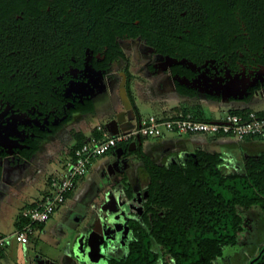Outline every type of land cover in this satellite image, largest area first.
<instances>
[{"label": "flooded vegetation", "instance_id": "1", "mask_svg": "<svg viewBox=\"0 0 264 264\" xmlns=\"http://www.w3.org/2000/svg\"><path fill=\"white\" fill-rule=\"evenodd\" d=\"M192 6L161 34L138 20L114 25L84 0H0V170L6 160L30 161L41 142L76 115L112 111L107 122L118 116L129 121L139 112L133 90L139 76L151 81L156 94L173 93L195 104L264 97V0H200ZM121 101L132 109L116 110ZM129 146L111 149L69 201L66 221L76 219L81 227L77 264H122L140 228L150 236L151 264H174L152 235L168 209L150 200L152 179L138 155L145 151L142 141ZM201 148L225 157L205 145L166 161L145 152L170 166L186 164ZM133 158L145 176L134 174ZM99 196H105L103 208L116 210L107 219L96 212L86 222L88 204ZM130 205L140 212L128 211ZM236 244L226 245L217 261L224 262ZM93 248L96 258L89 254Z\"/></svg>", "mask_w": 264, "mask_h": 264}, {"label": "trees", "instance_id": "2", "mask_svg": "<svg viewBox=\"0 0 264 264\" xmlns=\"http://www.w3.org/2000/svg\"><path fill=\"white\" fill-rule=\"evenodd\" d=\"M198 1L84 0L87 7L92 6L89 8L114 25L138 20L140 26L149 25L161 34L181 16V11L190 14ZM94 133L99 134L96 128ZM75 135L77 145L84 138L80 132ZM138 155L152 179L150 200L165 205L169 212L165 219L155 221L152 235L165 245L174 264H216L224 247L235 244L243 229L239 208L257 207L264 215V150L243 156L241 168L230 172L223 171L224 158L217 149H196L184 165L155 163L141 148ZM21 222L19 218L17 225ZM137 236L138 243L122 264L154 262L149 233L140 228ZM252 264H264V250Z\"/></svg>", "mask_w": 264, "mask_h": 264}, {"label": "rangeland", "instance_id": "3", "mask_svg": "<svg viewBox=\"0 0 264 264\" xmlns=\"http://www.w3.org/2000/svg\"><path fill=\"white\" fill-rule=\"evenodd\" d=\"M134 66H139L141 63L134 58ZM151 81L139 76L133 84V90L142 117H148L151 114L164 115V107H169L180 104V99L176 94L164 93L156 94L155 90L151 88ZM167 102V104H166ZM116 110L122 109L129 112L131 105L121 101L116 104ZM188 102L187 106L193 109H186L190 114L213 118L225 113L228 109H232L230 104H213L210 102H203L202 104ZM251 108H264V97L250 100L248 104ZM215 108H212L214 107ZM196 107V108H195ZM219 107V108H218ZM172 111V110H171ZM114 113L112 111L104 112L94 116L91 122L86 116L76 115L75 119L66 124L56 135L49 137L47 140L41 142L39 150L36 151L30 161L6 160L3 167L6 170L4 179L6 180V188L8 189L3 199L0 201V210L2 211L4 225L2 230L4 235L13 232L17 228V219L21 218L22 208L29 204L35 198L48 189V177L52 172L62 171L67 161V150L74 141V133L77 130L89 131L92 123L105 125ZM134 121L135 118H131ZM169 142L155 143L152 148L148 149L150 154H154L155 160H168L173 155L178 156L184 150H195L196 146L203 142L199 140H191L190 138L206 139L205 135H190L188 133L180 132H166ZM178 139V140H177ZM190 139V140H189ZM232 142H220L218 145L223 150L222 154L225 156L221 164L223 171L230 172L239 170L241 168V159L245 155L255 154L264 149V138L256 137L255 141L259 145L241 143L235 138L226 139ZM155 136L145 137V143H154ZM217 143V142H216ZM208 144V143H206ZM213 144V143H212ZM215 144V143H214ZM108 153L98 157L92 162L91 168L87 171L83 178H81L77 185L76 193L82 189L83 183L90 179L93 169L102 164L106 159ZM134 163V174L137 176H145V171L142 169L141 162L138 158L132 159ZM10 163V165L8 164ZM1 171V170H0ZM81 188V189H80ZM100 198V196H99ZM96 198L89 202L86 222L93 219L96 212L107 217L109 213L116 210L114 208H103L101 202L105 201L103 198ZM63 205L59 206L53 215L43 224L36 225L34 233L31 235L29 243L23 245V251L17 249L16 244L19 242L11 237L7 242L9 246L5 250L3 258L0 260L1 264H61L64 259L74 257L73 250L67 251V245L78 240L77 234L81 233L80 225L75 224L76 219L67 220L61 218ZM129 210H137L140 212V207L127 206ZM240 214L243 216V229L238 232L237 244L227 250V255L224 262L217 261V264H248L251 257L256 254L258 249L264 243V215L257 207H250L247 209L239 208ZM77 231V232H76ZM3 235V234H2ZM11 244V245H10ZM21 245V244H19ZM18 245V247H19ZM76 259V258H75Z\"/></svg>", "mask_w": 264, "mask_h": 264}, {"label": "built area", "instance_id": "4", "mask_svg": "<svg viewBox=\"0 0 264 264\" xmlns=\"http://www.w3.org/2000/svg\"><path fill=\"white\" fill-rule=\"evenodd\" d=\"M98 135H90L67 151V161L62 171L52 172L48 177V189L21 210V224L8 235L0 236V247L14 237L20 244L31 240L36 225L45 223L65 202L78 181L87 173L92 162L108 153L118 144L129 143L138 137H159L167 131L203 134L210 138L219 136L244 140L246 137H264V109H228L225 113L202 118L190 113L151 114L119 125L111 132L106 124L96 125Z\"/></svg>", "mask_w": 264, "mask_h": 264}, {"label": "crops", "instance_id": "5", "mask_svg": "<svg viewBox=\"0 0 264 264\" xmlns=\"http://www.w3.org/2000/svg\"><path fill=\"white\" fill-rule=\"evenodd\" d=\"M255 99H258V97H254V98H252L251 100H255ZM249 101L250 100H245V101H242V102H236V103H213V104H219V105H223V104H230V106H232V110L234 109H240V108H243V109H245V110H247V109H254V108H251L248 104H249ZM181 103H183V106L182 107H180V106H178L177 104L176 105H174V106H172L171 108H170V110L168 109L169 107H164V111L166 112V114H172V113H178V112H183V113H189L186 109H193V107H189V106H187V104H188V102H184V101H180V104ZM166 104H167V102H166ZM200 104H202V103H200ZM137 106H138V104H137ZM197 106H199L198 104L196 105V107ZM195 107V108H196ZM212 108H215V106L214 107H212ZM219 108V107H218ZM260 109H264V108H257V109H255V110H260ZM138 110H139V108H138ZM172 110V111H171ZM101 115V114H100ZM165 115V114H164ZM141 116V114H140V110H139V112H138V114L136 115V116H133L135 119H137V118H139ZM196 116V115H195ZM133 117H130V119H129V121L130 122H133V121H131L132 119L131 118H133ZM199 117V116H198ZM93 118L94 117H88V119H90L91 120V122L93 121ZM116 118V117H115ZM202 118H204V117H202ZM129 121H127V122H129ZM135 121V120H134ZM96 125H98V123H92V127H91V129L89 130V131H82V130H77V132H80V133H82L83 134V138H86V137H88V136H90V135H96L94 132H95V128H96ZM96 131H97V129H96ZM98 132V131H97ZM76 133V132H75ZM75 133H74V141H73V144H71V146H70V148L68 149V150H70L73 146H75V143H77V138H76V135H75ZM190 135H203V134H190ZM205 137H206V139L204 138V139H200V138H190L191 140H194V139H196V140H199V141H201V142H203L202 144H200V145H205V146H208V147H210V148H219L222 152H223V150L220 148V146L218 145L220 142H232V141H228V140H226V139H230V138H233V137H228V136H219V137H215V138H210V137H208V136H206L205 135ZM262 138H264V137H262ZM189 139V140H190ZM236 139V138H235ZM255 139H256V137H246L244 140H238V139H236V141H240L241 143H248V144H255V145H258L257 143H256V141H255ZM178 140V139H177ZM131 141H133V140H131ZM130 141V142H131ZM158 141H160V142H169V141H176V140H170L169 138H167V136H166V133H164L162 136H159V137H156V141L154 142V143H149V144H146L145 143V137L144 138H142V146H143V149L147 152V153H149L148 152V149L149 148H152V147H154L155 145V143H158L159 144V142ZM129 142V143H130ZM217 142V143H216ZM129 143H127V144H129ZM206 143H208V144H206ZM213 143V144H212ZM215 143V144H214ZM154 145V146H153ZM259 146V145H258ZM196 147H198V146H196ZM67 150V151H68ZM264 150V149H263ZM92 165V164H91ZM91 165H90V167H89V169L91 168ZM98 166V165H97ZM96 166V167H97ZM95 167V168H96ZM94 168V169H95ZM3 169H5L4 167H3ZM3 169H1V171H0V200L1 199H3L4 197H5V195H6V193L5 192H7V190L9 189H7L5 186H6V180L4 179V175H5V172H6V170H3ZM88 169V170H89ZM5 171V172H4ZM83 178V177H82ZM86 182V181H85ZM77 187H78V185H76V187H75V189L68 195V197H67V199L65 200V202L64 203H62L61 205H63V211H62V214H61V218H63V219H66L67 218V215H68V211L70 210V203H69V201H71V199L72 198H74L75 197V195H76V189H77ZM81 189V188H80ZM36 199V198H35ZM34 199V200H35ZM34 200H32L31 202H33ZM1 202V201H0ZM60 205V206H61ZM17 221H18V219H17ZM3 225H4V222H3V216H2V211L0 210V236H2V234L4 235V231L2 230V227H3ZM17 227H18V225H17ZM12 233V232H11ZM11 233H8V234H11ZM7 235V234H6ZM10 239V238H9ZM8 239V240H9ZM9 243L10 242H6V244H5V246H2V247H0V260L3 258V255H4V253H5V250L7 249V247L9 246ZM20 244V243H19ZM18 244V245H19ZM11 245V244H10ZM18 245L16 244V246H14V247H16L17 249H19V251L20 252H22L23 251V245H25V244H21V245H19V247H18ZM66 249H68L67 251H70V250H73V252H75L77 255L81 252V250H80V242L79 241H75V242H73V243H71L70 245H67V248ZM1 263H3V262H1L0 261V264ZM61 264H77V260L74 258V257H68V259H64L63 260V262L61 263Z\"/></svg>", "mask_w": 264, "mask_h": 264}, {"label": "water", "instance_id": "6", "mask_svg": "<svg viewBox=\"0 0 264 264\" xmlns=\"http://www.w3.org/2000/svg\"><path fill=\"white\" fill-rule=\"evenodd\" d=\"M123 122L126 123V121L120 119L119 116H118V117L113 118V119L109 120L108 122H106V126L109 128V130H110L111 132H117V131H118V127H119V125H123ZM136 141L141 142L142 140H141L140 137H138L136 140L131 141V142H130V146H129L130 149L132 148L131 145L136 144ZM120 150H121V147H119V148L116 149V151H118L119 153H120ZM263 250H264V246L260 249L259 253H258L256 256H254V257L249 261V264H252V263H253V262H254V261L260 256V254L262 253ZM89 254H90L93 258H96L95 255H98V254L96 253V250H95L94 248L91 249V251L89 252ZM97 257H98V256H97Z\"/></svg>", "mask_w": 264, "mask_h": 264}]
</instances>
